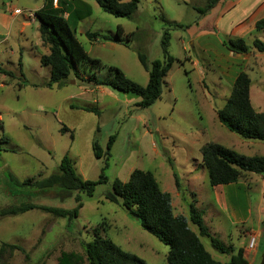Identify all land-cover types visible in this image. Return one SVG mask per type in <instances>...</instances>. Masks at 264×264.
Here are the masks:
<instances>
[{"label":"rangeland","instance_id":"374dc122","mask_svg":"<svg viewBox=\"0 0 264 264\" xmlns=\"http://www.w3.org/2000/svg\"><path fill=\"white\" fill-rule=\"evenodd\" d=\"M37 1L0 0V12L6 15L0 21V63L12 73H0V123L3 125L0 211L25 203L71 209L76 205V195L83 205L78 216L71 220L41 209L16 215L0 214V244L14 243L23 249L4 254L3 264H56L61 251L84 256L85 243L92 240L95 230L147 264H165L168 246L143 230L120 201L105 198L112 180H128L133 169L147 170L154 175L160 189L170 193L173 213L186 217L189 227L197 234L196 225L189 220L191 202L201 212L213 236L235 249L236 245L247 247V242L241 239L242 235L246 236L241 233V224H232L226 214L211 207L216 193L211 190L205 167L201 174L200 149L206 142L219 143L246 156H264L263 140L243 139L217 119L215 110L223 106L232 85L228 75H222L220 68L210 61L213 59L206 49L207 38H201V33L214 25L211 9L204 14L198 11L208 0H139L131 18L115 17L103 11L94 0H68L75 7L90 5L91 13L78 22L75 37L90 57L99 60L100 67L93 70L98 80L106 79L108 67L114 66L130 80L145 86L148 70L140 64L137 50L146 53L148 65L154 59H162L160 41L163 32L168 30V53L178 62L167 72L160 98L146 108L137 107L140 97L136 94L105 85L97 87L86 80L82 71L78 75L71 73L62 86L45 87L50 71L40 63V57L48 54L49 48L40 39L38 21L25 28L22 38L18 34V22L26 18L27 8ZM16 7L22 13L14 22L11 13ZM118 26L123 29L122 36L132 34L127 43L99 37L89 39L85 34L91 31L114 36ZM263 36L264 31L257 34L260 40ZM246 43L249 45L251 41ZM257 55L250 56V70L245 72L251 79V104L255 110L264 111V53L257 52ZM84 108H95L99 113ZM110 136L115 139L109 157L105 153L95 158L92 142L96 140L105 151ZM64 155L71 160L76 173L89 180L98 178L107 158L104 174L108 180L98 184L92 196L74 191L61 197L59 187L30 192L32 189L10 185L8 173L20 180H37L55 172ZM192 168L197 172L190 176L188 171ZM242 179L250 184L254 182L252 219L248 223L252 221L255 228L259 182L255 176L250 182L248 174ZM175 189L178 194L174 193ZM199 238L212 258L221 262L229 260V253L213 249L207 237Z\"/></svg>","mask_w":264,"mask_h":264},{"label":"trees","instance_id":"16d2710c","mask_svg":"<svg viewBox=\"0 0 264 264\" xmlns=\"http://www.w3.org/2000/svg\"><path fill=\"white\" fill-rule=\"evenodd\" d=\"M94 1L103 11L115 17L125 18L133 16L139 2V0ZM218 1L208 0L203 8H198V11L204 14ZM90 13V5L75 7L68 0H44L43 6L34 12L39 24L40 39L49 48V53L40 57V63L49 67L50 71L49 79L44 86L47 88H52L54 85L62 86L71 73L78 75L82 71L87 76L86 80L96 85H105L121 92L136 94L140 97L136 104L139 108L152 105L161 96L167 72L174 62H178L177 58L168 53L170 39L168 30L163 32L160 41L162 59H154L148 65L146 53L140 49L137 50L140 64L148 70V81L145 86L130 80L114 66L108 67L106 79L98 80L93 70L100 67L99 60L90 57L75 37L78 22L88 17ZM175 26L179 25L175 24ZM255 28L263 29L264 19L258 20ZM85 34L89 39L99 37L120 43H127L132 35L129 33L122 36L123 29L119 26L114 36L91 31H86ZM221 42L226 49L234 53H246L250 48L264 53V41L258 38L253 39L249 45L243 38L236 37L225 38ZM0 73L12 74L2 67L1 63ZM250 84L251 79L248 74L240 71L234 79L229 97L215 112L220 124L241 138L264 140V111H257L252 106ZM84 109L99 113L95 108ZM1 129L3 125L0 123ZM64 130L65 128L62 127L61 131ZM114 139V136L109 137L105 151L96 140L93 141L92 151L95 158H101L105 153L109 157ZM200 154L210 186L237 182L246 173L264 174V156H246L215 142L203 144ZM106 162L107 158L96 180L84 179L77 174L67 155L61 158L57 170L46 177L37 180L31 178L20 180L12 173H8L7 176L10 185L32 189L30 192H44L53 187H59L63 190L60 192L61 197L69 196L74 191L92 196L95 187L108 180L104 174ZM173 179L175 187L178 188L174 173ZM105 198L111 202L120 201L122 207L137 219L143 230L168 246L165 264H248L243 255V248L235 249L232 245H225L210 233L201 212L193 202L188 204L189 220L196 225L198 234L189 227L186 217L174 214L170 194L160 189L150 171L133 169L126 181L114 178L111 182V190L106 193ZM75 200L76 205L71 209L25 203L2 209L0 214L16 215L32 209H41L57 217L71 220L78 216L79 209L83 205L79 195H76ZM200 236L207 237L210 246L216 251L229 253V260L221 262L212 258L200 240ZM14 250L23 251L17 244L2 242L0 264H3L2 256L6 253L11 255ZM85 262L87 264H147L136 254L124 251L111 239L100 235L97 230L92 240L85 243L84 256L74 251H61L56 260V264H84Z\"/></svg>","mask_w":264,"mask_h":264},{"label":"crops","instance_id":"0c3cea01","mask_svg":"<svg viewBox=\"0 0 264 264\" xmlns=\"http://www.w3.org/2000/svg\"><path fill=\"white\" fill-rule=\"evenodd\" d=\"M43 3L44 0L31 3L30 8H27L28 15L26 18L22 19L23 21L20 19L21 21L18 22V34L21 38L24 35L25 28L36 20L34 12L40 9ZM15 9L19 8L16 7ZM211 10L210 12L214 14L212 17L214 25L213 27L211 26L210 29L203 31L201 33V38H207L208 42H205L206 49L212 53L213 61L210 60L212 64L214 63L215 66L220 68L222 75H228L227 80L233 85L234 79L240 71L250 70V67L248 68L250 56H259L254 48H250L246 53H234L229 51L223 46L219 35H223L225 38H243L246 42L248 40L252 43L253 39L258 38L257 34L264 31V28L259 30L255 28V23L260 19H264V0H219ZM17 16L18 15L12 12L11 21H18ZM5 17V13L0 12V21ZM262 40L264 41V38ZM215 56L217 57L214 59ZM192 63L196 64L194 61ZM97 87H99V85H97ZM203 168L204 167L201 168L202 175L204 172ZM196 172L197 169L192 168L188 171V174L191 176ZM246 174L250 177V182L254 176L259 182L257 183L259 186V190L257 191L258 202L256 205L258 213L255 228L252 226V221L248 223L249 220L252 219L251 191L254 182L250 184L249 182L243 181L241 177L237 182L212 186L213 188H211V190H215L216 194L213 193V205L211 207L218 213L223 215L226 214L228 220L232 224H241L243 228L241 233L244 235L246 234V236L242 235L241 239L247 242L250 233H255L257 235L256 247L253 250H249L246 246H236L237 248H243V255L247 259L248 264H261V260L264 259V174ZM174 193L178 194L177 189H175ZM197 204L198 197L196 199V205ZM192 230L196 232L194 229Z\"/></svg>","mask_w":264,"mask_h":264},{"label":"built area","instance_id":"2783aa9c","mask_svg":"<svg viewBox=\"0 0 264 264\" xmlns=\"http://www.w3.org/2000/svg\"><path fill=\"white\" fill-rule=\"evenodd\" d=\"M22 11L20 9H15L14 14L19 15ZM257 235L255 233H250L247 241V248L253 250L256 247Z\"/></svg>","mask_w":264,"mask_h":264}]
</instances>
